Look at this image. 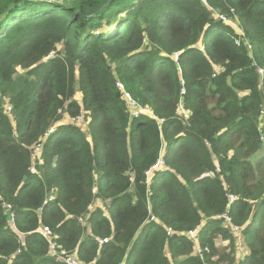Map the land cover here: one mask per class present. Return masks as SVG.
Masks as SVG:
<instances>
[{
	"label": "trees",
	"instance_id": "1",
	"mask_svg": "<svg viewBox=\"0 0 264 264\" xmlns=\"http://www.w3.org/2000/svg\"><path fill=\"white\" fill-rule=\"evenodd\" d=\"M107 1L0 0V264H264V0Z\"/></svg>",
	"mask_w": 264,
	"mask_h": 264
},
{
	"label": "built area",
	"instance_id": "2",
	"mask_svg": "<svg viewBox=\"0 0 264 264\" xmlns=\"http://www.w3.org/2000/svg\"><path fill=\"white\" fill-rule=\"evenodd\" d=\"M223 19H225L223 16H221ZM260 72H262L261 69H259ZM117 86L122 88V84L121 83H117ZM125 96L129 99V102L131 105H135V102L130 98L128 93H125ZM9 110V107L7 108ZM146 109L140 108L138 111H144ZM137 112H134V114H136ZM79 118V117H78ZM38 150V146L34 147L33 151H37ZM164 165V160L162 155H160L156 161L151 165V167L145 171V175L147 177H149V175L155 171L156 169L161 168ZM31 171L34 172V168L31 167L30 168ZM8 207V205H7ZM227 220H230L229 217H227L226 215H224ZM233 230L236 231L238 230V226H234ZM171 231L170 228H167V232L169 233ZM196 230H190L187 232V235L192 238L195 239L194 234H195ZM40 233L42 234L43 237H45L48 242H49V252L51 255H54L60 262H62L63 264H84L83 262H81L77 256L75 255L74 252L72 251H68L64 248L59 247L57 244H55L54 241H51V229L48 226H42L40 229ZM98 241L100 243L107 241V238H98Z\"/></svg>",
	"mask_w": 264,
	"mask_h": 264
},
{
	"label": "rangeland",
	"instance_id": "3",
	"mask_svg": "<svg viewBox=\"0 0 264 264\" xmlns=\"http://www.w3.org/2000/svg\"><path fill=\"white\" fill-rule=\"evenodd\" d=\"M231 25H233L234 27H236V22H231ZM79 125H80V127H82V129H86V121L85 120H83L82 119V117H81V120H80V122H79Z\"/></svg>",
	"mask_w": 264,
	"mask_h": 264
},
{
	"label": "water",
	"instance_id": "4",
	"mask_svg": "<svg viewBox=\"0 0 264 264\" xmlns=\"http://www.w3.org/2000/svg\"><path fill=\"white\" fill-rule=\"evenodd\" d=\"M110 0H108L103 6H101L96 12L101 11L108 3ZM10 218V216L8 217V219Z\"/></svg>",
	"mask_w": 264,
	"mask_h": 264
}]
</instances>
